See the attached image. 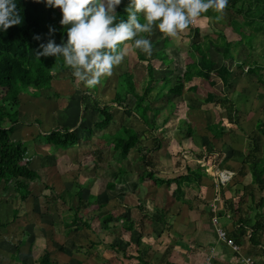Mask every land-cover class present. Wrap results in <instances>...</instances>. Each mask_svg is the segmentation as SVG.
I'll return each mask as SVG.
<instances>
[{
	"label": "trees",
	"instance_id": "trees-1",
	"mask_svg": "<svg viewBox=\"0 0 264 264\" xmlns=\"http://www.w3.org/2000/svg\"><path fill=\"white\" fill-rule=\"evenodd\" d=\"M16 2L21 16V23L11 25L4 32H0V183L3 184V188H7L10 184V180L13 179L11 186L14 192L18 193L21 199H24L30 194L28 182L25 180L33 181L39 178V175L35 169L29 167L30 152H28L27 142L25 143L21 141V139H13L11 137L13 126L19 121L20 106L22 105L20 99H30V96H39L42 90H49L51 88L53 73H65L66 77H71L72 70L69 66L64 64L62 57H57L55 59L53 56H42L37 59L35 56V51L39 50V45L47 42L49 38H53L56 43H61L66 40V29L70 25H60V9L58 7H46L43 0H40V2H37V0H16ZM127 2L128 0H122L121 4L116 7L118 16L126 18L124 8ZM226 9L240 16V21L237 20L236 17H232L229 22H226V25L224 24L229 28L230 32L234 33L233 36H231L233 38H228L229 33L227 34L223 30H213L208 35H205V41L190 40L187 50L188 60L181 55L182 51L179 50V48L171 45L172 42L167 35L158 34L156 41H152L153 47L156 48L150 59L144 52L135 48L131 41V47L134 49L138 58L135 66L138 69L140 68L146 71V79L140 90H137L132 71L128 68L125 72L121 73L123 75L122 80L118 83V89H116L119 101L115 103L123 109L125 116L129 117L134 113L149 127L154 126L155 116L157 112L165 106V102L171 99L170 97L180 96L184 83L193 80L195 84L209 86L205 98L202 99L203 104H205V111L207 113H214L215 109L218 113L224 111L227 120L236 124L235 119L237 118L238 110L234 105L233 99H231L227 93L214 87L215 85L212 81L213 72H218L222 80L221 82H225L230 86L233 77L231 66L234 65L236 69H241L246 64L247 67L245 71L255 74L257 82L264 87V73L262 72L264 63H257L255 60L248 61L245 58L238 57L236 53L232 52V47H236L239 44L243 47H247V49L251 48L254 34L253 32L245 33L241 31L240 23L254 31L259 28L260 24H264V0H228L225 10ZM216 15L217 14L211 9L202 14V16H212L213 18H215ZM195 21L196 19L193 20V24L191 23L190 30L198 34V29L194 25ZM50 26L55 29V32L51 34L48 32ZM37 35L40 39L35 38ZM211 35L212 37H209ZM211 46L221 48V60L218 61L219 63L209 53ZM227 60L229 61L228 63ZM157 67H159V69L162 67L166 72L161 75H156L155 72L158 70ZM171 74L173 77H171ZM227 78L230 79V81L227 82ZM151 88L156 89L153 100L148 99V93ZM189 89L194 90L195 87ZM128 94L132 99L129 98ZM71 98L73 99L74 97ZM157 100H163L165 102L160 105L152 104V102ZM79 101L78 102L86 109L95 110L98 113L99 119L97 118V120L93 122V127L95 129L103 130L112 120L113 115L108 111L107 106L101 104L97 97H93L87 90L79 96ZM199 102L201 101L199 100ZM194 104H197V102L195 101ZM202 105L200 104L199 106ZM207 109H209V111ZM148 113L151 114L150 120ZM23 115L26 116L25 113ZM219 122L220 121L216 123L218 124L216 128L217 132H215V129L211 128L208 123L206 125L213 137H215L216 134L220 136L224 134L223 126H221ZM188 129L189 132L192 130L190 127H188ZM256 130L261 135H264V121L256 122ZM90 131L92 132V129H90ZM45 133L48 134L45 135L47 137L43 140L49 144L50 150L52 147L55 150L60 146L66 149L72 146L78 139L74 130L70 129L69 126L50 129ZM101 135L111 147L110 156L113 162L117 164V171L114 176H125L128 172L137 170V167L128 158L132 149L138 151V158L144 165L142 171H139V178L144 180L150 179L154 184L165 182V184L169 185L171 182H174L179 188L182 183L189 184L192 181L200 182L202 175H206V167L197 163L195 167H190L191 165L187 164L185 169L178 175L164 181L156 178L153 170L147 167L150 166L151 161L146 155L147 151L159 149L161 146L160 142L156 141L153 147L146 149V147H143V144L139 143L138 132L129 125L127 121L119 124L117 130L113 133L108 134L103 132ZM188 137H191V135L189 134ZM252 148L257 150V146L253 145L251 149ZM96 149L97 148H95V150ZM209 150H211V148H209L208 151ZM248 152L249 151H247V153ZM98 156L100 158L101 153H99ZM42 158L44 157H40L41 160ZM52 158H55V154L49 152L45 157V161ZM247 158L248 154L244 163L248 165L251 183L256 184L259 189H263L264 155L258 158ZM113 185V182L107 183L108 188L113 187ZM47 187L51 192L47 198L48 200H53L56 195L54 188L49 185H47ZM64 192L66 191L64 190L56 196H60L63 200ZM76 195L79 202H81L82 197L79 188L76 191ZM67 196L71 198V196L73 197V193L71 194L69 192ZM260 205H264V197H261ZM70 208L74 212L70 216V223L74 225V228L78 229L82 225L87 226V220L82 219L80 213H78V207L74 209L72 205ZM13 211V218H15L16 209ZM107 218V220H109L110 216ZM241 220L238 218V221ZM6 224L0 221L1 227ZM129 226H132V222ZM263 228V219H256L252 224L250 236V241L252 243L257 242ZM69 231L70 229L67 230V233ZM22 243L23 239H21L16 246ZM10 256L14 260V264H33L30 261L22 260L18 252H14V254H10ZM37 263L51 264L47 250L39 257Z\"/></svg>",
	"mask_w": 264,
	"mask_h": 264
},
{
	"label": "crops",
	"instance_id": "crops-1",
	"mask_svg": "<svg viewBox=\"0 0 264 264\" xmlns=\"http://www.w3.org/2000/svg\"><path fill=\"white\" fill-rule=\"evenodd\" d=\"M200 18H205V16L199 17V19ZM198 21L197 18L194 25L199 32L200 23ZM190 27L191 24L187 27L189 32H186H188V34L185 35L187 38L185 45H187L188 48L189 41L194 40L193 34H196L195 31L190 30ZM128 46L129 48L131 47V42H125L122 45L124 49H127ZM176 47L179 48L182 53H186L188 50L187 47H182L181 45ZM186 55H188V52ZM120 65L114 68H119ZM120 73H122V71H120ZM199 86L200 85L195 84L193 80L184 83L180 96H184V101L187 104L185 113L188 114L190 118L195 117L196 120L198 119L196 116L202 119L205 118L204 127H206L207 123L211 122L208 116L214 117L213 114L216 115V111L214 110V113H207L205 111V104H203L202 99L205 98L206 93H199L197 91ZM193 87H195L194 90L189 89ZM227 95L231 97L228 93ZM197 96L200 97L197 101L200 100L203 105L194 107L193 103ZM170 98L174 102L175 99L173 97ZM69 99H71V97ZM164 102L165 101L160 100V103L156 104L160 105ZM78 108L86 110L79 102L74 105L73 109L77 112L79 111ZM194 109H196V111L193 112ZM96 114L97 117L95 120H97V118L99 119L97 112ZM178 116L180 117V115ZM218 119H216V122H218ZM84 121H86V118L82 117V123ZM78 122H80L79 119L69 126L75 133V129L79 128L75 126ZM90 122L88 121L86 125V129L89 130L88 135L85 134V131L80 135L76 133L78 139L70 148H56L53 152H59V154H56L54 159L52 158L42 162V165L38 164L45 168L54 167L55 163L62 162L59 160V157L63 159V155H68L71 149H73L72 151H74V149L77 151V147L80 145L85 147L89 146V153L93 151V154L95 153L96 156L93 158V167L95 169L91 167L94 170L90 169L85 161L83 162V165L86 164L84 168L89 170L86 172L83 168L86 176H83L82 173L79 172L74 178L67 179L64 177L63 174L67 170L74 169L75 167H73V165L78 164L73 159L68 158L69 161L67 160V162H71L73 165L71 164L69 167H65V170L58 171L53 169L50 172V176L44 181L46 185L56 186L57 189H60V192L65 190L67 194L70 192L71 194L73 193L74 196H77L76 191L79 188L82 199L81 202L78 200V203H74L73 207L74 209L78 207V213H80L83 220L87 219L88 223L87 226L83 225L75 229L74 225L70 223V217L69 220L67 218L64 220L63 227H56L50 224L46 227L48 231L45 232L42 231L43 229H38V231L33 234L35 240L46 241L44 243L48 245L46 249L48 250L51 264H203L205 256L209 253H211L210 264H244L242 260L243 257H251L253 264H264V228L257 242L252 243L250 241L252 224L259 214H254L257 212L256 209L254 212L246 210L245 203L243 204L241 199L239 200L236 197L240 190H242L239 182L225 185L221 189L220 195L218 196L219 199L217 200L218 209L216 210L218 224L224 228L227 235L240 246L238 251H234L217 238L216 227L211 220L213 215L211 203L214 198L213 180H211L212 176L208 174L202 175L200 182L192 181L189 184L182 183L179 188L174 182L167 185L165 182L154 184L150 179H141L140 181L139 171H142V169L138 168L133 172H128L125 176H114L117 171V164L113 162L110 156L111 147L101 135L105 132V128L100 130L99 133L94 134L93 130L92 132L90 131V124H92ZM117 128H115L114 131L117 130ZM175 128L176 127L172 130V135L174 131L177 130ZM214 131L217 132V130ZM111 133L108 132V134ZM209 134L211 137L208 138L211 139L219 137L220 140L222 138L217 134L215 137H213L211 133ZM180 135L182 136L180 133H177L175 136L173 135L174 139L164 142L166 145H164L163 141H160L161 146L159 149L151 151L146 150V156L151 161L150 166L147 167L153 170L155 177L162 181L178 175L185 169L188 163L186 159L181 156V153L185 151L191 152V150L194 149V158L197 160H204V154L212 151H208L206 148L203 153L200 147H193V145H191L192 143H189L192 137L182 139ZM178 140H180V142ZM95 148L97 149L95 150ZM196 148L199 149L197 150ZM83 149L88 150V147H83ZM49 151L50 148L48 144L45 151L37 153L38 160H40V157L45 158L46 155L49 154ZM177 152L179 153L176 154ZM222 152V154L233 158L234 156L232 157V155H234V153L243 154L245 151L234 146L231 148V151H229V155L228 151L226 153L225 151ZM86 153H88V151ZM86 153H84V155H86ZM99 153H101L100 158L98 156ZM107 156L110 157L108 160H106ZM105 157L106 159H102ZM129 159L132 161L131 158ZM208 159L212 160L211 157ZM243 159L241 163H237L234 160H231V163L225 158H220L219 160L222 162L219 168L230 169L240 176L239 172L245 174L244 169L241 167ZM102 160L104 161L102 162ZM63 162H66V160L63 159ZM132 162L135 163L134 161ZM34 163L36 162L34 161L33 164ZM235 163L238 165H234ZM97 164H99V167L100 165H104L114 169L112 178L110 177V173H108V178L101 176L103 184H101L98 179L100 175L97 173ZM188 165H191L190 167L196 166L192 163ZM205 165V167H211L213 162L208 161ZM215 165H217V163L213 166ZM77 168L74 170H78ZM80 177L83 178V183L77 181H81ZM142 180L144 182H142ZM239 180L240 179L236 177L235 181ZM25 181L29 182L27 179ZM108 182H113V187L108 188ZM74 189L75 192L73 191ZM103 190H106L107 194L101 200H98ZM15 194L19 197L18 193L15 192ZM238 200L239 202H237V205L233 203ZM92 201L97 202L92 203V205H99L95 207V209H91L87 212L86 208ZM32 207L34 211L37 209V206L33 204ZM108 216H110L109 220H107ZM93 217L96 219L95 225L91 222L94 227L91 226V224L89 225ZM260 217L264 219V211L261 213ZM238 218L243 220L238 221ZM131 222L132 226H129ZM68 229H70V231L67 233ZM56 230H58V232ZM0 264L6 263L0 261Z\"/></svg>",
	"mask_w": 264,
	"mask_h": 264
},
{
	"label": "rangeland",
	"instance_id": "rangeland-1",
	"mask_svg": "<svg viewBox=\"0 0 264 264\" xmlns=\"http://www.w3.org/2000/svg\"><path fill=\"white\" fill-rule=\"evenodd\" d=\"M209 17H211V19H209ZM232 17H236L237 20L240 21V16L233 14L230 10L227 9H224V14L220 20H216L212 16L200 19L198 18V22L200 23L199 34H193L194 41H205V35H208L213 30H223L225 33H229L228 38L233 36L234 33L230 32L229 28L225 26L226 22H229L230 18ZM240 27L241 31L245 33L253 32L254 37L252 39V45L251 48L247 49V47H243L239 44L236 47H232V52L236 53L238 57L245 58L248 61L255 60L257 63H264V24H260L259 28L255 31L247 28L242 23H240ZM186 31H188L187 28L179 31L175 36H169L171 37L172 41L171 45H176L178 47L181 45L182 47L188 48V46L185 45V41L187 40L185 35L188 34L189 31ZM158 34L162 33L158 29L154 28L153 33L149 37L151 39V42L156 41ZM209 37H212V35ZM155 48L156 47H153L152 53ZM220 52L221 48L215 46H211L209 49V53L217 62L221 60ZM186 54L187 52L182 53L184 58L188 60ZM152 55L153 54L147 56L150 59L152 58ZM137 61L138 58L134 49H132V47L129 48L128 46V48L126 49L125 58L119 68H114L111 75L103 77L101 81L94 87L86 86L83 82L78 81L73 75L71 77H66L65 73H53L51 88L49 90L44 89L41 91V94L39 96H30V99H20V101H22V105L20 106L19 121L14 124L13 130L11 132V137L13 139H21V141L25 143L27 142L28 152H30L29 167L32 169H36L39 178L28 182V190H30V194L24 200L16 196L11 186L13 179L10 180V184L7 186V188H3V184L0 183V221L4 224L7 223L3 227L0 226V261L5 262L6 264H14V260L12 259L10 254L18 252L19 257L22 260L30 261L33 264H38L37 260L43 254V252L47 250L46 247H48V245L44 243L46 242L44 240H35V236H33V234L37 232L38 229H43L42 231L45 232L48 231V228L46 227L50 224H53L56 227H63L64 220L66 218L69 220L72 213H74L70 206H72L74 203H78V197L74 196L73 194V197L71 196V198H69L66 191L63 194L64 198L62 200L60 196H56L60 192V189H57L56 186L51 185L54 188V192L56 195L53 200H48L47 196H49L51 192L44 181L47 180V178L50 176V172L53 169L59 171L65 170V167H69V165H71L72 163L67 162L68 158L73 159L76 163L80 164H72L73 167H78V170L75 171V168L69 171L67 170L63 174V176L67 179H71L77 176L79 172H81L83 176H86L84 171L87 172L89 170H86V168L84 167L87 164V166L92 169L91 167L94 166L93 158L96 157L95 153L93 154V151L92 153H89V146H87L88 150H85L83 149V147H87L80 145L79 147H77V151L76 149H74V151H72L73 149H71L68 155H63V159H65L66 162H63L62 157L58 156L59 160L62 162L55 163V166L50 168L40 166L42 165V162H45V158H42V160H38L37 153L45 151L48 146V143L43 140L47 137L45 136L48 134L45 133L47 130L58 129L61 126H71L78 119L80 122L75 125L76 127H79L78 129H75L78 135H80L83 131H85V134L88 135L89 130L86 129L88 121H91L90 123H92L90 124V126L94 134L100 132V130L93 127V121L97 117L95 110H82L81 108H78L79 111L75 112V110L73 109L74 105L79 101V96L86 90L90 92L93 97H97L101 104H105L108 111L113 115L111 122L104 129V131L107 133L113 132L114 129L119 126V124L127 121L128 124L135 128V130L138 132L139 143L143 144V147L146 148L153 147L156 141H163V143L167 142L168 140L170 141V139H174L173 135L175 136L177 135V133L182 134V136L180 135L182 139L188 137L190 134L192 139L189 143H192L191 145H193V147H200V150L203 151V153L206 148H211L212 151L210 153L206 152L204 154V160L199 159L200 161L194 158V149L191 150V152L185 151L181 153V156L186 159V162L188 164L200 163L202 166H206L205 163L207 164L208 161L213 162V165L217 163V165H212L210 167L212 168V170L208 169L206 171V174L212 177H215L217 172L219 174L220 170L226 169L219 168L220 163L222 162L221 160H219L220 158H225L231 163V160H234L237 163H241L242 159L244 158L241 167L244 169L245 174H241L239 172L240 176H238L235 171L226 169L232 172V176L231 178H229L230 180L226 185H231L238 182L239 184H241L242 190H240L236 197L239 200L241 199L243 204L245 203L246 210L254 212V210L256 209L257 212L254 214H259V216H256V219H259L261 213L264 211V205H260V199L261 197H264V186L263 189H259L256 184L251 183L248 165L244 163L247 154V159H252L253 157L258 158L264 155V135H261L256 130V122L264 121V87L257 82L256 75L245 71L247 67L246 64L241 69H236L234 65H232L231 73L233 77L231 85L228 86L225 82H221L222 80L220 79V74H218V72H213L212 81L214 82V87L218 90H221L222 92H227L231 96V99H233L237 110L239 109L237 118L235 119L236 124L227 120L224 111H221L220 114L216 112V115L213 114L214 117L210 115L208 116L209 120H211L208 125L211 128L217 130L216 128L218 124L216 123L218 122H216V119L218 118L219 119L217 121H220L219 124L223 126V131L225 132L221 136L222 138L219 140V137L215 139L208 138L211 137V135L209 134L210 132L208 131L207 126L204 127L206 120L205 118L202 119L201 117L196 116L198 117V119L196 120L195 117L190 118L189 115L185 113L187 104L184 101V96H174V102L172 99H169L167 102H165V106L157 112L155 116V125L152 127H149L148 125L143 123L134 113H132L129 117L125 116L123 109L115 103L116 101H119V97L116 94V89H118L117 85L118 83H120L123 76L120 71L125 72L126 69L129 68L132 71L136 89L140 90L146 79V71L140 68L138 69L135 66ZM228 62L229 61L227 60V63ZM157 69L158 70H156L155 72L156 75H161L162 73L166 72V70L162 69V67L160 69L159 67H157ZM262 72L264 73V69H262ZM171 77H173L172 74ZM228 81H230V79H228L227 82ZM207 89H209V86L207 87L200 85L197 88V91L201 94H205ZM155 92V88L150 89L148 93L149 100L154 99ZM69 96L74 98L69 99ZM128 96L130 99H132L129 94ZM198 99H200L199 96H197L196 100H194V102H197V104L193 103L194 107H198L200 104L202 105L201 102L197 101ZM156 103H160V100H157V102H152V104L154 105H159ZM196 109H194L193 112L196 111ZM207 110L209 111V109ZM24 113L26 114V116L23 115ZM148 114L150 120L151 114ZM178 115H180V117ZM82 117L86 118V121H84L83 123ZM174 127H176L175 129L177 130L174 131L172 135V130H174ZM188 127L192 129L190 132ZM178 141L180 142V140ZM164 145L166 144L164 143ZM253 145L257 146V150L253 148L251 149ZM234 146H237V148L239 149H243L245 152H249H244L243 154L234 153V155H232V157L234 156L233 158L222 154V151H225V153L228 151L229 155V151H231V148H233ZM59 148L63 147L60 146ZM196 149L198 150L199 148ZM53 151L54 148L52 147L49 152ZM87 151L88 153H86ZM53 153L55 155L59 154V152ZM84 153H86V155H84ZM178 153L179 152H177L176 154ZM137 156L138 151L134 149H132L128 155V157L135 162L134 165L138 169H142L144 165L142 161L137 158ZM209 157H211L212 160H209ZM109 158L110 157L107 156V159L106 157L102 159L108 160ZM31 161H35L36 163L33 164V162ZM84 161L86 163L85 165H83ZM103 161L104 160H102V162ZM237 163H235L234 165H238ZM97 167V173H99L100 175L98 179L101 184H103V179L101 178V176L108 178V173H110V177H113L114 169L112 167H107L104 165H100L99 167V164H97ZM236 177L240 180L235 181ZM80 179L81 181L77 180L76 178L78 182L83 183V178L80 177ZM142 182L144 181L142 180ZM224 186L220 187L218 196L220 195V191ZM73 191L75 192V189ZM106 194V190H103V193L101 194V196L99 195L98 200H101L106 196ZM31 198L33 199V201ZM239 200L233 203L237 205V202H239ZM94 202L95 201L90 202V204L87 206V212L91 209H95V207H98L99 204L92 205V203ZM32 204L34 206H37V209L35 211L32 209ZM248 205H250V207ZM14 209H16L15 214L17 216H15V218H13ZM93 219H91L89 225L91 224V222L93 225H95L96 219L94 217ZM260 220H262L261 217ZM92 224L91 226H93ZM56 231L58 232V230ZM21 239H23V243L16 246V244Z\"/></svg>",
	"mask_w": 264,
	"mask_h": 264
},
{
	"label": "clouds",
	"instance_id": "clouds-1",
	"mask_svg": "<svg viewBox=\"0 0 264 264\" xmlns=\"http://www.w3.org/2000/svg\"><path fill=\"white\" fill-rule=\"evenodd\" d=\"M121 2L43 0L46 7L60 9V25L70 26L65 41L56 43L49 38L35 51L36 58L62 57L78 81L94 87L122 63L125 42L132 41L135 48L150 56L153 44L149 37L154 28L164 35L175 36L209 9L220 20L228 0H128L124 8L126 18L117 15L116 7ZM20 23L16 0H0V32ZM48 32L51 34L55 29L50 26ZM35 38L40 39L38 35Z\"/></svg>",
	"mask_w": 264,
	"mask_h": 264
},
{
	"label": "built area",
	"instance_id": "built-area-1",
	"mask_svg": "<svg viewBox=\"0 0 264 264\" xmlns=\"http://www.w3.org/2000/svg\"><path fill=\"white\" fill-rule=\"evenodd\" d=\"M208 169L212 170V168H210L209 166L206 167V171ZM219 172H220L219 174L218 172L216 173L215 177H212L214 198L212 199V203H211V210L213 211L211 220H212V223L216 225L215 230H216L217 238L220 241H223L232 250L238 251L240 249V246L236 244L234 240L227 235V232L225 231V229L222 228L220 225H218V221H217L218 218H217L216 210L218 209L217 207V200L219 199L218 192L220 190V187L226 185L227 182L230 180L229 178H231L232 176V172L226 169L220 170ZM210 259H211V253L205 256L203 264H210ZM242 260L244 264H253L251 257H243Z\"/></svg>",
	"mask_w": 264,
	"mask_h": 264
}]
</instances>
